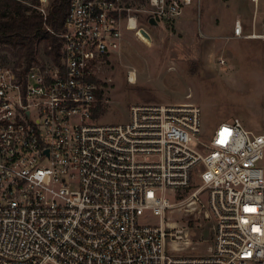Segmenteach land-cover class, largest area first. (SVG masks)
<instances>
[{
  "label": "built area",
  "instance_id": "obj_1",
  "mask_svg": "<svg viewBox=\"0 0 264 264\" xmlns=\"http://www.w3.org/2000/svg\"><path fill=\"white\" fill-rule=\"evenodd\" d=\"M190 2L69 0L56 57L47 46L0 66V264H264V115L259 132L233 118L204 139L190 101L97 122L96 76L125 33ZM256 35L236 19L227 36ZM146 212L157 222L140 223ZM174 213L213 219L206 253Z\"/></svg>",
  "mask_w": 264,
  "mask_h": 264
},
{
  "label": "rangeland",
  "instance_id": "obj_2",
  "mask_svg": "<svg viewBox=\"0 0 264 264\" xmlns=\"http://www.w3.org/2000/svg\"><path fill=\"white\" fill-rule=\"evenodd\" d=\"M30 5L31 0H22ZM52 0H45L46 11ZM191 0L175 20L159 26L139 22L151 44L132 31L119 50L101 64L96 82L102 91L97 122L118 124L129 120V106L142 102L190 101L202 110L201 136L208 138L218 123L238 118L254 131L262 129L264 115V36L232 38L233 23L240 19L245 35L264 33V0L256 7L240 0ZM40 6V0H38ZM45 45L39 46L42 50ZM15 50L3 47L0 66L13 65ZM135 81L129 82L128 71ZM189 95L188 97H186ZM205 194H201L204 197ZM188 226L193 254H204L211 242L209 221L173 214ZM146 212L140 223L157 222Z\"/></svg>",
  "mask_w": 264,
  "mask_h": 264
},
{
  "label": "trees",
  "instance_id": "obj_3",
  "mask_svg": "<svg viewBox=\"0 0 264 264\" xmlns=\"http://www.w3.org/2000/svg\"><path fill=\"white\" fill-rule=\"evenodd\" d=\"M27 5L22 0H0V51L3 47L15 50L14 67L28 65L36 59L39 46H51L52 55L60 50L57 34L63 29L69 0H52L44 16L37 9L38 0ZM102 96V91L98 92ZM101 109L98 104L96 111Z\"/></svg>",
  "mask_w": 264,
  "mask_h": 264
},
{
  "label": "bare ground",
  "instance_id": "obj_4",
  "mask_svg": "<svg viewBox=\"0 0 264 264\" xmlns=\"http://www.w3.org/2000/svg\"><path fill=\"white\" fill-rule=\"evenodd\" d=\"M132 28V27H131ZM141 41H144L148 46H150L151 44L149 43V41H148V39H146L145 37H143V36H137ZM250 38H262V36H258V35H256V36H249ZM129 80H130V82H134L135 81V74H134V72H130V74H129Z\"/></svg>",
  "mask_w": 264,
  "mask_h": 264
},
{
  "label": "water",
  "instance_id": "obj_5",
  "mask_svg": "<svg viewBox=\"0 0 264 264\" xmlns=\"http://www.w3.org/2000/svg\"><path fill=\"white\" fill-rule=\"evenodd\" d=\"M149 23L150 24H155L156 22H155V20L153 19V18H150L149 19ZM140 32H141V34L145 37V38H150V36H149V34L147 33V31L146 30H144L143 28H141L140 29Z\"/></svg>",
  "mask_w": 264,
  "mask_h": 264
},
{
  "label": "crops",
  "instance_id": "obj_6",
  "mask_svg": "<svg viewBox=\"0 0 264 264\" xmlns=\"http://www.w3.org/2000/svg\"><path fill=\"white\" fill-rule=\"evenodd\" d=\"M233 1H237V2H239L238 0H233ZM241 2H247V1H243V0H240ZM205 220V219H204ZM207 221H209V220H207ZM210 222V221H209ZM210 225H211V232H212V223L210 222Z\"/></svg>",
  "mask_w": 264,
  "mask_h": 264
}]
</instances>
